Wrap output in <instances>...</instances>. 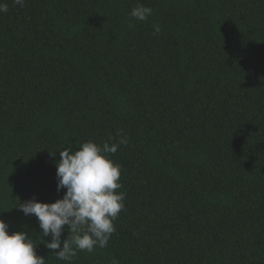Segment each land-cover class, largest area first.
Returning a JSON list of instances; mask_svg holds the SVG:
<instances>
[{
  "label": "trees",
  "instance_id": "16d2710c",
  "mask_svg": "<svg viewBox=\"0 0 264 264\" xmlns=\"http://www.w3.org/2000/svg\"><path fill=\"white\" fill-rule=\"evenodd\" d=\"M3 2L9 233L27 232L45 264H69L16 206L62 198L59 152L121 132L128 143L110 157L126 195L116 230L70 264H264V0ZM138 3L153 9L147 21L130 18Z\"/></svg>",
  "mask_w": 264,
  "mask_h": 264
},
{
  "label": "clouds",
  "instance_id": "9594fccd",
  "mask_svg": "<svg viewBox=\"0 0 264 264\" xmlns=\"http://www.w3.org/2000/svg\"><path fill=\"white\" fill-rule=\"evenodd\" d=\"M13 5L23 7L25 0H12ZM9 10V5L0 0V13ZM153 9L137 4L129 16L136 21H147ZM131 20L129 27H132ZM153 35L161 28L154 23ZM119 139L98 145L92 140L82 143L77 150L66 148L59 152L56 163L57 191L66 189L62 198L52 203L38 201L35 197L16 207L25 216H35L41 230L40 239L58 260L72 261L78 251L93 253L96 248H105L115 232L114 221L124 209L126 195L120 183L121 165L110 157L128 138L117 132ZM112 139L111 137L109 138ZM68 229L63 241L61 235ZM51 237L50 242L44 237ZM25 231L9 233V225L0 219V264H45V259L36 254L35 242ZM58 250V251H57ZM111 264H119L115 258Z\"/></svg>",
  "mask_w": 264,
  "mask_h": 264
}]
</instances>
